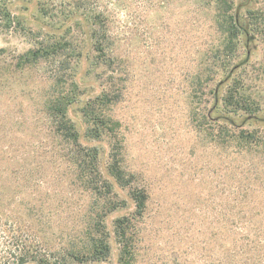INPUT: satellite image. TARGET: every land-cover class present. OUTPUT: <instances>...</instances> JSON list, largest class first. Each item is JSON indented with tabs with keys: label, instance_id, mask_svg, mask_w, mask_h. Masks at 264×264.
I'll return each instance as SVG.
<instances>
[{
	"label": "rangeland",
	"instance_id": "1",
	"mask_svg": "<svg viewBox=\"0 0 264 264\" xmlns=\"http://www.w3.org/2000/svg\"><path fill=\"white\" fill-rule=\"evenodd\" d=\"M1 1L0 264L18 246L78 264L122 217L133 264H264V0ZM90 148L110 190L84 178Z\"/></svg>",
	"mask_w": 264,
	"mask_h": 264
},
{
	"label": "trees",
	"instance_id": "2",
	"mask_svg": "<svg viewBox=\"0 0 264 264\" xmlns=\"http://www.w3.org/2000/svg\"><path fill=\"white\" fill-rule=\"evenodd\" d=\"M3 1L0 0V4H2ZM250 15L253 13L255 14V10L249 11ZM239 14L240 12L236 10L235 15L232 17L231 21L233 24V28H240L239 26ZM253 16V15H252ZM10 17V15H9ZM250 19V17H249ZM249 21V20H248ZM247 27L246 24L241 27V29L244 31V33L247 36L253 37V29L251 28L252 23L248 22ZM9 23H12L11 18L9 19ZM238 28V29H239ZM240 29V30H241ZM252 29V30H251ZM71 103H69L70 105ZM83 104L86 105V100L83 101ZM78 105V104H77ZM89 105V103L86 105V107ZM50 112H53L56 118H58V128L61 129L64 133L68 135V138L74 141V143L77 145L80 144V136L77 134V132L74 130V127L66 121V109L64 107V99H60L59 101H54L52 105L49 107ZM86 114L89 115L88 112ZM98 114V118L95 116H91L94 124H98V121L103 117V111H100ZM104 118V117H103ZM219 120V119H218ZM220 120H225L224 122L228 125H233L234 122L229 119L228 117L224 116L221 117ZM103 122V121H102ZM100 135H96L94 138H99ZM78 146V145H77ZM94 148L90 149H80L77 155V160L80 162V164H84L86 161V157H90V164L88 165V171L85 173L84 178L90 180V184H93L95 186L96 190L100 189H107L110 190V184L105 182V185L98 181L99 177V168L97 163V153H92ZM92 150V151H91ZM85 153V154H82ZM109 176L113 179L114 182H111V184L116 188L120 190H123L126 187V184L129 182L128 176L126 173L121 169L120 166L117 165V163H112L109 168ZM129 198L133 201L136 209V215L141 216L145 210L146 202H147V194L143 190H135L132 193H130ZM131 221L127 217H122L116 220L115 222V230L113 233H109L108 231L100 232V235L97 236V238L92 239V244L88 251H80L73 255L74 259L78 262V264H98L101 262H106L108 258L111 255V245H110V239L112 240V237L114 236L115 241H118V243L122 244L121 249V255L118 264H133V255H132V245H131ZM5 259H14L13 261L5 264H59L58 261H55L54 263H51L48 259L45 258L43 261H34L30 259H37L36 255L32 252L31 249L25 247V246H18L15 251H10ZM44 259V258H42ZM33 262V263H30Z\"/></svg>",
	"mask_w": 264,
	"mask_h": 264
},
{
	"label": "water",
	"instance_id": "3",
	"mask_svg": "<svg viewBox=\"0 0 264 264\" xmlns=\"http://www.w3.org/2000/svg\"><path fill=\"white\" fill-rule=\"evenodd\" d=\"M116 187H118V186H116ZM112 238H113V240H114V236H113Z\"/></svg>",
	"mask_w": 264,
	"mask_h": 264
}]
</instances>
